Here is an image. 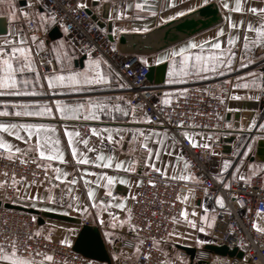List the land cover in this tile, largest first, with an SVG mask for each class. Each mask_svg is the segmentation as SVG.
I'll return each mask as SVG.
<instances>
[{"label": "built area", "instance_id": "1", "mask_svg": "<svg viewBox=\"0 0 264 264\" xmlns=\"http://www.w3.org/2000/svg\"><path fill=\"white\" fill-rule=\"evenodd\" d=\"M24 1L27 3V0ZM76 3L77 0H42L39 8L42 11L47 9L52 14V24L58 26L62 36L77 52L91 57L99 56L106 61L122 81L133 117L149 126L166 129L176 141L183 162L188 163V171L197 178L196 181L165 179L162 171H144L133 195L135 199L131 200L128 207L131 210V225L137 226L136 230L126 225L119 237L117 252L107 246L111 254L110 264H161L167 260L180 264L177 256L182 257L185 264H242L246 258L250 264H264V232L252 227L258 216L264 218L262 178L253 175L248 183L233 179L238 158L225 171H220L224 158L234 147V141L230 140L233 135L232 118L227 112L230 78L213 76L187 83L172 100L162 103L157 89L148 81L149 65L138 55L120 52L86 9H76ZM257 20L259 22V17ZM27 27L32 29L34 24L27 23ZM64 27L69 29L68 33L63 30ZM35 56L42 73L54 69L53 56L47 49ZM261 100L256 114L258 121H264V98ZM132 106H135L134 113ZM179 121H183V124H178ZM183 130L211 133V150L202 146L194 147L182 133ZM86 135V131H80V137ZM227 146L229 151L224 149ZM21 156L29 162L22 163ZM33 159L41 163L31 154L14 153V158H8L7 151L0 149V180H11L13 174L17 180L24 177L23 183L17 184L18 188L30 181H35L34 184L44 182L46 168H37L35 163L30 162ZM150 180L154 183L150 184ZM225 183L229 184V188H224ZM186 193L191 195L192 206H196L202 197L212 201L216 209L210 231L213 244L224 245L228 249L237 248L242 252V258L221 256L198 248L193 259H189L188 254L181 249L169 253L159 245L172 232L175 225L173 218L176 220L180 215ZM16 195L7 184L0 188L1 201L12 202ZM217 195L222 198V205L216 204ZM34 217L29 212L0 205V244L10 251L14 241L18 255L38 262L47 254L53 258L52 261H45L49 264H107L84 257L73 251L70 244H61L57 232L45 224H37ZM260 228H264V219ZM153 238L159 242L158 245L153 246ZM138 241L142 243L138 245ZM137 247L139 253L135 252ZM145 253H148L147 258Z\"/></svg>", "mask_w": 264, "mask_h": 264}, {"label": "crops", "instance_id": "2", "mask_svg": "<svg viewBox=\"0 0 264 264\" xmlns=\"http://www.w3.org/2000/svg\"><path fill=\"white\" fill-rule=\"evenodd\" d=\"M87 3V8H89L93 14H95L100 22H104L105 26L102 27L106 31V24L110 22L111 24V34L114 38V42L116 44V39L120 33L123 32H146L151 30L152 28L167 22L169 20L175 19L179 16L176 15L177 12H182L183 14L190 12L188 9H196L203 5H206L210 2H215L218 10L221 14V21L199 33H196L190 37H187L161 51H158L149 55H138L140 59L148 64L149 66L152 64H157L160 62H166V73L165 80L162 86L156 87L152 84V86L157 89L160 101L165 103V101L169 102L174 98L175 95L180 93L184 86L190 82L201 81L213 76H225L230 78V95L227 100V112L230 114L232 118V134L235 136L234 147L232 148L231 153L224 158V160H229L230 163H233L235 159H237L234 166V171L237 175H243L246 179L249 178V164H252L253 170L255 171V175H259L262 178L264 183V170L256 171L258 166L264 165V161H261L257 158L256 149H257V141L259 139L264 140V133H262L259 129V125L254 124L253 129H249L247 125L252 122V118L256 117L258 109L262 103L261 99H248V97L258 96L259 89L252 87H240L233 88V84H243L246 82H250L251 77L247 75V73L254 72L257 77H262L264 75V58H261V50L260 48L254 47L251 51L247 53L249 59H253L252 64L247 63V59H244V49H243V36L244 29L248 27L249 22L253 25L258 23L257 15L251 13L249 8H261L264 7V0H227L230 5V8L235 7L236 3L239 2L242 11L235 12L230 11L229 9H225L222 5L225 0H84ZM136 3H141V8L137 9L135 7ZM16 4L20 6L17 1ZM97 5L99 7L97 8ZM38 11H42L40 8ZM191 10V11H192ZM119 13V16L117 14ZM105 14V17L102 15ZM109 14H111L112 19H109ZM168 17H172V19H168ZM229 19L234 25H239L240 27H229ZM53 26V24H49L45 27L46 32L44 33L48 39L47 32ZM124 29V31H121ZM136 29V30H133ZM222 29V33L219 37H217V32ZM107 32V31H106ZM237 37V41L235 45H228L227 41L229 36ZM40 36H38L39 39ZM249 37H254V33L249 32ZM29 38V37H28ZM47 39H45L44 43H47ZM221 42V47L226 51L231 49L235 55L232 56V71H226L224 68H220V73L216 74L212 72H201L199 75L192 76H184L180 69V60L187 58L188 61L191 60V53L193 56L196 54L203 53L204 55H208L210 43L216 40ZM49 40V39H48ZM189 41L199 45L201 41H208L209 45L203 48H187V44ZM30 51L32 53V59L34 61V66L36 71L28 73L30 77L34 78L36 76V72L38 71L40 75V82L35 85L33 89L32 85H29L27 88L28 94L22 95H0V109L4 108V101H8V108L11 110V104L14 103H28V104H37L44 105L47 104L53 110V115L51 116H40V117H2L0 116V122H25V123H41L48 124L55 127L56 131L54 133H42V137L47 135L51 140H60V149L64 152V162L60 161H46L41 159L38 154L33 149L30 153L32 156L37 158L41 164H49L50 166L46 168L47 178L42 183L30 184L28 190L25 191V188L20 189V196H23L24 199H20V196L16 195L14 203L27 206L34 207L39 210H48L57 213L67 214L70 216L78 217L81 219L82 223H88L91 225H95L98 227L101 236L108 246V248H112L115 245L122 232L124 231L127 224L124 226H120L117 224L115 229L107 228L106 226H101L99 220L95 219L94 213L99 211V208H89L88 214L84 216V214L74 211L73 209L79 205H91L93 201L88 199V188L91 187L94 189V193L96 197L104 198L105 204H107V198L105 197V191L102 187L97 186L95 183H90L85 185L83 179H79L81 175H85L82 173V169L87 167L91 172H100L105 171L109 175L117 174L124 175L129 180V184L120 185L115 184L111 191L114 196L117 197H127L133 196L137 190V184L135 181L140 179V175L150 169L148 165L143 163L145 158H148L150 161H155V166L160 167L161 171L167 172L168 176L171 177L173 174V168L168 167L167 169L163 168L164 164L175 163L177 165L176 174H180V168L183 167V160H177V145L176 141L171 137L170 133L161 127H153L145 124L138 118L133 117L131 113V108L127 99V94L122 84V81L116 76V74L112 71V69L108 66V64H104L103 62L100 65V72L103 75H109L110 78L106 83L101 84H92V85H79L76 86L78 90H72L71 87L65 86L60 87L56 86L53 89L48 87V81L44 79L45 75H53L60 74L61 68H63L66 73L69 68L73 71H81L85 68V65L90 59H95L96 57H91L85 55V58L82 59L80 63L78 58L82 55L75 48L72 51L62 50L61 52L55 55L53 58L54 61V69L46 74L41 73L38 69V64L35 56V51L38 49L37 44L33 45L29 38ZM117 45V44H116ZM183 47L185 52L183 56L180 54V49ZM176 51L177 55L175 57L171 56L173 51ZM65 54L71 57L70 60H66L63 64L58 63L59 59H62ZM132 54V53H127ZM102 61L104 59L102 58ZM159 61V62H157ZM227 63V60L224 61ZM243 63L245 67H240V64ZM170 65L175 67L177 70V74L174 76L169 75ZM89 74L94 75L95 73L92 71L89 66ZM241 77L242 79L238 80L237 78ZM172 80V83H166V81ZM24 92V89H21ZM35 94H31L32 92ZM118 97H123V99H117ZM233 97H240L239 99H235ZM60 100L64 104L75 105L78 103H86L89 100L93 101H102L111 105H119L121 109L127 111V115L124 114V111L116 113L113 115H101L100 120H85L82 117L76 118L69 114H65L64 117H61L58 113H55L56 105L54 101ZM235 110H240V121L239 127L235 128L233 126V112ZM105 128L121 129V133L117 135L115 138L120 140V137L123 136L124 139L121 143L116 144L114 155L119 160L128 161L129 159H136L139 161L137 165V171L134 173H125L120 170L114 169H99L94 165H79L77 166L76 160L73 159L71 149L68 148V140L64 135L65 130L77 132L86 131L87 135L84 138L89 140V147L95 146L99 144V140L96 136H94L91 132V129L102 130ZM155 130L159 135L149 136L147 147H151L154 150L156 148H160L159 157H156L155 151L152 156H148L146 150L141 147L140 140L142 139L139 136L133 137L132 132L134 130H140L147 135L148 130ZM182 133H187V137H191L196 141L197 144H202L204 142H210L212 138V134L208 132L197 133L191 130H183ZM211 134V137L209 136ZM22 135L25 133L22 132ZM107 134L105 133V136ZM3 138L7 141H10L15 147H19L21 149L26 148V144L23 140H16L14 137L9 136L7 133L2 134ZM161 136L163 137V143H158ZM253 136L258 137L255 141H252V148L249 151L248 155H245V150L248 149V143L251 141ZM135 140V143H130L129 141ZM32 142H35V134L32 137ZM105 144L107 145V141L105 140ZM79 150L87 152L88 149L80 144L77 145ZM112 146L106 147L105 151H110ZM134 149V151H133ZM242 151V152H241ZM241 152V153H240ZM168 153H171L169 155ZM24 155L23 153H19ZM89 157L94 158V153L88 152ZM239 155V157H237ZM224 162V161H223ZM236 165H240L239 168ZM224 166V164H223ZM61 168L62 172H67L69 175L67 177L61 176V179H56L55 168ZM233 171V172H234ZM253 176V175H252ZM77 179V183L75 185L71 184L72 179ZM87 179L89 181H95V176H88ZM238 179V178H237ZM67 181V183L65 182ZM51 195L54 197L52 201L48 200V196ZM30 196H37L38 198L33 201L29 199ZM187 196V199H185ZM71 197H76V200H72ZM132 199H128L126 201L127 208L126 209H115L110 208L113 214H119V217L123 219L127 216V209L130 205ZM118 202V201H117ZM71 203L73 204V209H69L67 205ZM201 203L204 204L205 208L209 210L207 213L208 220H210V216L212 211L214 210V205L212 201L206 197H202L196 206H192L191 204V195L190 193H186L183 196V208L187 213L186 217H181L180 215L177 217L174 228L171 233L173 235H169V237L160 242L159 245L163 247L169 253H175L177 250H180L178 245H185L194 247L195 250L198 248H203L207 241H205V236L209 234L207 231V225L203 224L200 221V216L205 215L204 209L200 207ZM35 205V206H33ZM195 213V215H193ZM214 214V212H213ZM103 219L109 222V216L107 212L102 213ZM214 216V215H213ZM215 217V216H214ZM214 217L212 221V225L214 222ZM263 216H258L256 220L257 227L260 228L261 222L263 221ZM188 220H192L195 222L196 227H192ZM46 227L49 229L55 230L57 234L60 236L65 235V239L70 241L71 244L76 237V234L80 228V224L60 221L55 219H45ZM204 226L205 231L200 232L199 227ZM71 230V231H70ZM112 232L114 239L111 243H109L108 239L105 237V232ZM210 237V234H209ZM211 238V237H210ZM197 241H202V243H197ZM38 264V261H36ZM45 264H49L45 262ZM247 264H250L247 262Z\"/></svg>", "mask_w": 264, "mask_h": 264}, {"label": "snow or ice", "instance_id": "3", "mask_svg": "<svg viewBox=\"0 0 264 264\" xmlns=\"http://www.w3.org/2000/svg\"><path fill=\"white\" fill-rule=\"evenodd\" d=\"M42 0H27V3L24 4L23 7H17L15 0H0V4H6L8 7V19L9 21L16 23L21 18L24 22L28 24H35L37 30L45 27L47 24H51L53 22V16L49 13L46 9L45 11H38L36 9L39 8ZM225 9H229L230 11L240 12L242 11L239 2L236 3L235 7L230 8L229 3L227 0L222 5ZM99 5H97V8ZM135 7L137 9L141 8V3H136ZM87 3L84 0H77L76 9H86ZM192 9H188L191 11ZM251 13L256 14L259 17V22L256 25H253L249 22L248 27L244 29V36H243V49H244V59H247L248 64L253 63V59H249L247 53L251 51L254 47H259L261 50V58H264V7L261 8H249L248 9ZM177 16L183 15L182 12H177ZM119 16V13L117 14ZM109 19H112L111 14H109ZM168 19H172V17H168ZM229 27H240L239 25H234L231 20L229 19ZM63 30L68 33L69 29L64 27ZM136 30V29H133ZM124 31V29H121ZM249 32L254 33V37H249ZM222 33V29L217 32V37H219ZM30 40L33 45L37 44L38 36L32 34L30 36ZM237 41V37L229 36L228 38V45H235ZM43 42H40L42 44ZM209 45L208 41H201L199 45L189 41L187 44V48L194 49V48H203ZM66 47L64 41H59L56 43L55 48H64ZM114 50V49H113ZM185 49L181 47L180 54L183 56ZM177 55L176 51L174 50L171 53V56L175 57ZM235 53L228 49L227 51L221 47V42L217 39L214 42L210 43L208 55L196 54L192 55L191 53V60L188 61L187 58L180 60L181 65V73L184 76H192V75H199L201 72H212L216 74L220 73V68H224L226 71H232V56ZM71 57L65 54L62 59H59L57 62L63 64L66 60H70ZM225 59L227 63H225ZM106 64V61H102V58L97 56L95 59H90L85 68L81 71H73L71 68L67 70L65 73L63 68H61L60 74H53V75H45L44 79L48 81V87L53 89L56 86L60 87H71L72 90H78L76 86L79 85H92V84H101L106 83L109 78V75H103L100 72V65L101 63ZM159 62V61H157ZM89 66L91 67L92 71L95 73L94 75L89 74ZM240 67H245L243 63L240 64ZM36 71L34 66V61L32 59V53L30 51L29 45V38L26 33L23 32L22 29H17L15 32L9 31L8 34L3 38L0 39V95H22L28 94L27 88L29 85L35 88V85L40 82V75L38 71L36 72V76L34 78L27 75L28 73ZM177 74V70L175 67L170 65L169 68V75L174 76ZM118 75V74H117ZM248 76L251 77L250 82H246L243 84L237 83L233 84V88H240V87H252L260 90V95L248 97V99H261L264 98V76L257 77L254 72L247 73ZM238 80L242 79L241 77L237 78ZM172 80L166 81V83H172ZM21 89L25 91L22 92ZM186 91V90H184ZM31 94H35L33 91ZM235 99H239L240 97H233ZM117 99H123V97H118ZM56 108L55 113H58L61 117H64L65 114H69L76 118H83L85 120H100L101 115H113L115 116L116 113L124 111V114L127 115V111L121 109L119 105H111L107 104L102 101H93L89 100L86 103H78L75 105L64 104L60 100L54 101ZM167 103V101H165ZM4 108L0 109V116L2 117H40V116H51L53 115V110L48 107L47 104L44 105H37V104H28V103H14L11 104V110L8 108V101H4ZM133 113L135 112V106H132ZM150 119V118H149ZM178 124L182 125L183 121L177 122ZM259 124V129L262 133H264V121H258L256 117L252 118V122L247 125L249 129H253L254 124ZM225 127H231V125H225ZM56 131L55 127L48 124H41V123H25V122H0V149H4L7 151L8 158H14V153H23L27 155L33 149L38 154L41 159L46 161H60L66 163L64 160V152L60 149V140H51L49 136L45 135L42 137V133H54ZM121 129H111L105 128L102 130L91 129V132L94 136H96L99 140V144L89 147V140L87 138L80 139L79 133L67 131L65 130L64 135L67 137L68 140V148L71 149L73 159L76 160L77 166L79 165H94L99 169H114L120 170L125 173H134L137 171V165L139 163L136 159H129L128 161L119 160L114 155L115 152V145L121 143L124 139L123 136L120 137V140H117L115 137L121 133ZM22 132L26 134L22 135ZM7 133L9 136L14 137L16 140H23L26 144V148L21 149L19 147H15L10 141H7L3 138L2 134ZM105 133L107 134L105 136ZM35 134V142L33 144L32 137ZM133 137L139 136L142 139L139 141L141 147L144 148L148 154V156H152L153 152L155 151L156 157H159L160 148H156L155 150L151 147H147L148 138L149 136L159 135L155 130H148L147 135L143 131L134 130L132 132ZM187 137L188 134L184 133ZM211 137V134H209ZM258 137L253 136L251 141L248 143V149L245 150V155L249 154V151L252 148V141H255ZM190 143L194 147H204L206 149L211 150V143L204 142L201 144H197L195 140L191 137H188ZM105 140L107 141V145L105 144ZM130 143H135V140L129 141ZM158 143H163V137L161 136ZM84 145L88 151L84 152L79 150L77 145ZM112 146L110 151H105L106 147ZM134 151V149H133ZM88 152L94 153V158L89 157ZM171 155V153H168ZM22 163H28V160H24L23 156L20 157ZM177 160L182 161V155L177 154ZM30 162L35 163L37 168L40 167H49V164L42 165L37 160L33 159ZM143 163L148 165V167L155 172H161L160 167L155 166V161H150L148 158H145ZM230 161L224 160V166L220 169L221 172L225 171L228 167ZM168 167L173 168V174L171 177L168 176L167 172L162 173L165 179H173V180H183V181H196V177L188 171V163L184 162L183 167L180 168V174H176L177 165L175 163L171 164H164L163 168L167 169ZM237 168L240 165H236ZM249 178L246 179L243 175H237V173L233 172V179H239L240 181H244L248 183L250 177L255 175L256 172L253 170V165L249 164ZM264 170V165L258 166L256 171ZM56 179H61V176L67 177L69 173L62 172L61 168H55ZM82 173L85 175H81L79 179H83L85 185L90 183H95L97 186L102 187L105 191V197L107 198V204H105L104 198H97L94 189L89 187L88 188V199L93 201L91 205H84L79 206L77 205L73 209V204L69 203L67 207L69 209H73L76 212L84 214L86 216L88 214L89 208H99L100 210L94 213L95 219L99 220L101 226H106L107 228L115 229L117 224L120 226H124L125 224H129L133 231L136 230L135 225H131V210L127 209L128 215L125 216L123 219L119 217V214H113L109 211L110 208L115 209H126V201L128 199H135V196H127V197H117L114 196L111 189L115 184L125 185L129 184V180L124 175L117 174L109 175L105 171L100 172H91L87 167L82 169ZM7 176V173H4ZM45 176L47 178V172H45ZM88 176H95V181H89L87 179ZM24 177H20L19 180L13 174V178L11 180H0V188L4 187L7 184L11 187L17 196H20V189L17 187L18 183H23ZM67 183V181H65ZM35 181H30L27 184H23L25 191L28 190L30 184H34ZM71 184L75 185L77 183V179H72ZM137 185L141 183L140 180L135 181ZM149 183H154V181H149ZM224 188H229V184L225 183ZM191 191V190H189ZM207 191V189H205ZM38 197L37 196H30L29 199L35 201ZM20 199H24L23 196H20ZM54 199L53 196L49 195L48 200L52 201ZM72 200H76V197H71ZM179 199V196H178ZM187 199V196H185ZM118 201V202H117ZM215 202L217 205H222V198L217 195L215 197ZM35 206V205H33ZM201 208L204 209L205 215L200 216V221L203 224H206L208 227H211V221L208 220L207 213L209 210L205 208L204 204L201 203ZM107 212L109 216V222L103 219L102 213ZM195 215V213H193ZM181 217H186L187 213L184 210L180 211ZM35 219V217L33 218ZM176 220L173 218V223ZM188 223L192 227H196V224L192 220H188ZM252 227L257 229L260 232H264V228H258L257 224L253 222ZM200 232H204L206 229L204 226L199 227L198 229ZM71 231V230H70ZM169 235H173L170 233ZM105 237L108 239L109 243H111L114 239L112 232H105ZM61 244L70 243V241L66 239L60 240ZM138 245L142 243V241L137 242ZM158 241L153 238V246L158 245ZM197 243H202V241H197ZM11 250L9 251L6 247L0 244V264H37L36 261L33 259L20 256L17 254L16 245L13 241L11 244ZM136 253H139V247L135 249ZM39 255V253L37 254ZM145 258H147L148 253H145ZM167 256V253H165ZM51 255H43L42 259L38 262V264H45V261H52ZM177 260L180 261V264H185V261L182 257L177 256ZM161 264H174L172 260L162 261ZM242 264H247V258Z\"/></svg>", "mask_w": 264, "mask_h": 264}, {"label": "water", "instance_id": "4", "mask_svg": "<svg viewBox=\"0 0 264 264\" xmlns=\"http://www.w3.org/2000/svg\"><path fill=\"white\" fill-rule=\"evenodd\" d=\"M17 3L20 6H24V4H26L24 0H18ZM86 11L91 15V17L97 22L100 27L105 26V23L100 22L98 17L93 14L89 8H86ZM102 16L105 17V14ZM221 19V14L216 3L210 2L190 12L180 15L175 19L164 22L146 32L120 33L116 39V44L118 50L122 53L149 55L161 51L196 33H199L200 31H203L219 23ZM10 27L11 24L8 17L5 14H0V36L7 35L10 31ZM106 31L108 38L114 41V38L111 34L110 22H107L106 24ZM47 36L49 40H54L61 37L62 33L57 25H53L48 30ZM83 58H85L84 54H82L78 58V61L81 63ZM165 73V61L150 65L149 72L147 74L149 83L155 85L156 87L162 86L165 80ZM240 115V110H235L233 112V126L235 128L239 127ZM234 139L235 136L232 135L230 140ZM224 149L226 151H229L230 148L227 146ZM256 154L259 160L264 161V140L262 139H259L257 141ZM0 205L11 209L26 211L35 215L37 224L39 225L44 224L45 219L47 218L80 224V228L76 234V237L70 244L71 249L83 255L84 257L107 264L111 263V254L97 226L88 223H82L81 219L78 217L48 210H39L34 207H27L9 201L0 200ZM118 247L119 242L113 245L112 251L117 252ZM178 247L188 254L189 259H193L195 253L194 247L185 245H178ZM203 248L207 251L221 256H230L237 258L243 257L242 252L237 248L228 249L224 245L207 243L203 246Z\"/></svg>", "mask_w": 264, "mask_h": 264}, {"label": "rangeland", "instance_id": "5", "mask_svg": "<svg viewBox=\"0 0 264 264\" xmlns=\"http://www.w3.org/2000/svg\"><path fill=\"white\" fill-rule=\"evenodd\" d=\"M15 3H16V1H15ZM16 6L19 7L17 4H16ZM0 14H5L8 17V14L9 13H8V7H7L6 4H0ZM10 24H11L10 31H12V32H15L17 29H22L23 32L26 33L29 38H30V36L32 34H35L37 36H40L39 39H38V49L35 51V55L37 53H39L40 51H42L44 49H47L49 51V53H51V55L53 56V58H55V55L57 53L61 52L62 50H68V51H72L73 50V47L70 45V43L63 36H61L59 38H56L54 40H48L47 39V37H46V35L44 33L46 32V30H45L46 28L45 27H47L49 24H47L45 27H43V28H41L39 30H37L35 24H34V27L32 29H28L27 23L24 22V20L22 18L18 22H16V23H13V22L10 21ZM5 36H0V39H3ZM45 39H47V43H44ZM59 41H64L66 47L56 49L55 48V45ZM40 42H43V43L40 44ZM44 74H46V73H44ZM14 200H15V198H14ZM213 212H214V214H213ZM215 214H216V209L214 208V210L212 211V214L210 216L211 227H207V231H209V234H210V231H211V228H212V221H213L212 219L215 216ZM53 232H55V231H53ZM209 234H207V236H205V241H207V243H212L213 244V241L209 237ZM57 236H59L61 240L62 239H65V235L61 237L60 234H57ZM223 262H225V261H223Z\"/></svg>", "mask_w": 264, "mask_h": 264}]
</instances>
